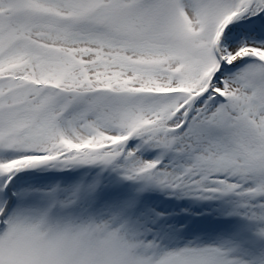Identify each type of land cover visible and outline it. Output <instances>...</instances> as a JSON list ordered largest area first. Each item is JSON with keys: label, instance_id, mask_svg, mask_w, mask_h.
<instances>
[{"label": "snow or ice", "instance_id": "6c2138e0", "mask_svg": "<svg viewBox=\"0 0 264 264\" xmlns=\"http://www.w3.org/2000/svg\"><path fill=\"white\" fill-rule=\"evenodd\" d=\"M0 264H264V0H0Z\"/></svg>", "mask_w": 264, "mask_h": 264}]
</instances>
